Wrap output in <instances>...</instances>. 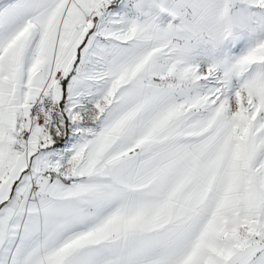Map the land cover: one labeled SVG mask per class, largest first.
<instances>
[{"label":"snow or ice","instance_id":"6c2138e0","mask_svg":"<svg viewBox=\"0 0 264 264\" xmlns=\"http://www.w3.org/2000/svg\"><path fill=\"white\" fill-rule=\"evenodd\" d=\"M0 264H264V0H0Z\"/></svg>","mask_w":264,"mask_h":264}]
</instances>
